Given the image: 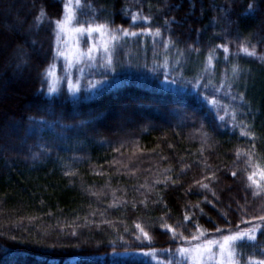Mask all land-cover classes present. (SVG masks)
<instances>
[{
    "label": "trees",
    "instance_id": "obj_1",
    "mask_svg": "<svg viewBox=\"0 0 264 264\" xmlns=\"http://www.w3.org/2000/svg\"><path fill=\"white\" fill-rule=\"evenodd\" d=\"M77 3L115 39L49 94L67 0H0V264H186L178 247L253 225L236 259H264V0Z\"/></svg>",
    "mask_w": 264,
    "mask_h": 264
},
{
    "label": "snow or ice",
    "instance_id": "obj_2",
    "mask_svg": "<svg viewBox=\"0 0 264 264\" xmlns=\"http://www.w3.org/2000/svg\"><path fill=\"white\" fill-rule=\"evenodd\" d=\"M77 2H79V0H77ZM249 8H252V5H249ZM45 16H46V13L44 12L43 9H41L40 14L36 17V19L42 22V19ZM68 19H69L68 17H64L62 20L53 21V23L55 24L57 29L63 30L64 25L68 23ZM135 19L136 17L133 16L132 20L135 21ZM106 27L107 25H104V24L95 25V26L92 24H88V27L85 29L83 25L81 24L78 26L77 30L80 32H85V33H91L93 31L100 33L101 30L105 29ZM123 34L125 36H128V35L135 36L136 35L135 32L129 33L126 30H123ZM157 35H159V29H157ZM113 39H115V37H113ZM223 50L225 53H227L228 52L227 46H224ZM241 50L248 56L256 55L255 45H252L251 51H249L248 47H245L242 45ZM211 60H212V57L211 55H209V63H211ZM193 87L198 89L199 85H193ZM69 90L73 94L79 91L78 88L72 87L71 85H70ZM53 91H55V89H52L50 87L49 89L50 94ZM199 94L201 95V98L205 101V103L210 104V106L215 107L218 105L219 102L216 100L214 95H212L210 98L209 95H205L203 93H199ZM218 118L223 120V117H218ZM232 119L235 120L234 111L232 113ZM241 135L251 136L252 134L241 131ZM237 155L239 156V152L237 153ZM232 175L235 176L236 173L233 172ZM255 175H256L255 172L248 175L247 179L248 181H250L249 187H252L253 185H255L256 189H259L260 188L259 181L253 179ZM260 175L262 178H264V170L260 172ZM202 187L207 188L208 185L205 184V185H202ZM257 194H258V191H253V195H257ZM213 195H215V193H213ZM185 219H188V217L185 216ZM257 219L264 221V215L257 217ZM136 227L140 229V231L143 233L145 238L148 237V233L144 231V229L141 228L139 224H137ZM167 227H169L170 231H173L174 233L173 238L174 239L177 238L174 230L171 229L170 226H167ZM197 228L199 231V226H197ZM259 228H260V225H253L245 230H237L235 232H231L230 234L222 235L221 238L218 240H208L206 244L197 243L195 246H189V247L181 246L176 249V254H178L180 259L183 261H187L190 259L192 261V264H206V262H210V261H215V264H239V261L236 259V254H237L238 249H242L245 245L249 247L259 246L257 244V232ZM217 231L219 232L221 230L217 228ZM200 234L203 235L202 232ZM199 238L200 237L198 235H193L191 237L192 240H199ZM139 239L140 237L138 236L137 240ZM184 239L187 240L188 238L185 237ZM138 254L140 253H115V252L112 253L114 257H120L122 255L128 256V255H138ZM143 255L150 256L152 255V253L145 252L143 253ZM171 255H175V254H171ZM114 264H121V262L117 260L114 262ZM169 264H179V261H169ZM247 264H264V259L249 260L247 261Z\"/></svg>",
    "mask_w": 264,
    "mask_h": 264
},
{
    "label": "rangeland",
    "instance_id": "obj_3",
    "mask_svg": "<svg viewBox=\"0 0 264 264\" xmlns=\"http://www.w3.org/2000/svg\"><path fill=\"white\" fill-rule=\"evenodd\" d=\"M67 4L66 17L69 18L68 23L64 25L63 30L57 29L55 41L56 58L47 73V89L48 91L50 87L55 89L51 94L60 89L64 80L67 83V87L68 84H71L72 87L77 88L78 84L76 81H78V77H81L89 68H92L96 64L99 56L106 55L108 57L114 40L109 29L106 28L101 30L100 33L95 31L91 33L78 31V25H75L73 19L74 7L78 4L77 0H67ZM84 28L86 29L87 27ZM5 43L4 41L0 44V56H5L8 50L9 43ZM220 238L216 236L210 240H218ZM206 243L205 241L199 244ZM189 246H195V244H190L185 247ZM143 253L145 252L138 254V257L146 259L151 256L143 255ZM148 253L153 254V252ZM177 259L181 260L179 255H177ZM181 262L192 264L190 259L187 261L181 260ZM206 264H215V261L206 262Z\"/></svg>",
    "mask_w": 264,
    "mask_h": 264
}]
</instances>
